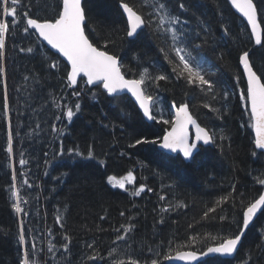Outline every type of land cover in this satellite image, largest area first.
<instances>
[{
  "label": "trees",
  "instance_id": "obj_1",
  "mask_svg": "<svg viewBox=\"0 0 264 264\" xmlns=\"http://www.w3.org/2000/svg\"><path fill=\"white\" fill-rule=\"evenodd\" d=\"M120 2L83 1L89 39L119 57L129 77L138 78L143 68L153 77L165 75L166 80L146 86L152 94L162 95L166 104H188L192 115L214 134V144L200 146L190 162L164 152L158 143L135 145L141 137L161 138L170 125L161 119L147 121L128 95L109 96L100 86L77 89L81 95L74 96L66 79L68 65L41 44L33 30L22 31L23 12L29 7L33 18H51L61 0H22L19 29H10L0 61L5 67L0 77V264H19L33 244L36 254L30 258L38 264H88L105 257L117 236L124 237L120 242L126 243L118 248L121 257L129 260L148 262L162 246L200 251L237 233L243 207L263 191L257 180L264 179V156L254 147L247 105L240 99L245 80L239 55L249 51L264 82V46L254 47L246 24L227 0H164L180 20L174 27L184 34L177 46L185 47V54L195 57L193 65L212 81L213 90L208 91L189 85L173 71L175 63L165 59L168 52L178 62L168 51L170 39L165 42L152 27H144L135 38L126 36ZM124 2L149 19L154 15L152 5L159 0ZM255 3L264 27V0ZM0 19L11 24L2 10ZM29 47L32 52L20 51ZM5 92L10 106L7 117ZM67 107L75 113L71 120L64 115ZM9 131L11 154L7 152ZM90 148L92 157L87 155ZM21 159L27 163L21 165ZM128 171L135 180L124 189L108 182L109 176L119 179ZM13 174L21 200L27 201L22 204L27 215L11 207ZM141 185L144 190L135 195ZM222 197L228 199L218 204ZM209 208L215 210L208 212ZM21 221L24 245L18 242ZM122 225L133 227L124 233ZM66 236L70 238L67 250L63 248ZM198 264H264V210L247 228L234 258L218 262L209 258Z\"/></svg>",
  "mask_w": 264,
  "mask_h": 264
},
{
  "label": "snow or ice",
  "instance_id": "obj_2",
  "mask_svg": "<svg viewBox=\"0 0 264 264\" xmlns=\"http://www.w3.org/2000/svg\"><path fill=\"white\" fill-rule=\"evenodd\" d=\"M11 6H9V0H0V10L5 17H11V24L7 19H0V61L4 59L6 39L11 28H18L22 18L18 14V9L22 5V0H10ZM230 4L235 8L247 21V26L251 30V38L256 45L264 46V27L262 22L258 19V9L254 0H230ZM120 7L123 13L126 15L127 31L126 36L129 38H135L139 35V32L144 27H152L153 30L159 35L165 38V42L168 39L171 40L169 46V52L174 53L176 61L169 58L168 52H165V59L169 60V63H175L173 71L177 72L179 76L186 78L189 85H196L200 88H207L208 91L213 90V83L210 79L206 78L199 66L193 65L195 57H191L189 52L187 55V49L183 46H177L178 43L182 44L183 33L178 32L174 27L180 23L177 16L173 15L168 4L164 0L152 5V12L149 19L145 18L142 12H138L129 3L121 0ZM181 9L185 8V5L181 3L179 5ZM31 7L23 12V28L22 31L27 34L30 30H33L38 38H42L51 45L52 48L57 49L59 53L67 59L70 70H67V83L69 86L78 84V76L86 77V83L88 85H102L103 89L109 94L113 95L120 90H127L135 98L139 108L143 112V116L149 120H156V116L153 115V107L155 106L156 98L146 92V85L151 81H163L167 77L165 75L151 76L148 68H143L139 72L138 78L127 79L125 73L122 71L120 61L116 55L109 54L106 50H101L97 47L85 34L86 27V12L82 6V0H61V4L58 5V11L55 12L54 17L51 18H33L30 15ZM153 22H155L153 26ZM32 48L27 49L20 48L21 52H32ZM161 51H164L162 48ZM239 64L243 67V72L247 80L246 92H242L240 99L246 103L249 109V119L251 121V127L255 132L254 144L257 149L264 150V82L260 75H257L253 70V65L250 62V53L243 51L239 55ZM57 65L52 64L55 68ZM5 75V67L0 63V77ZM74 96L79 97L80 92L74 91ZM225 99L228 93H224ZM175 108V114L171 120H163L164 124L170 125V130L165 129L162 138L157 137L156 140L149 141L144 137L135 139V145L147 144V143H159L164 149L171 150L172 152L182 153L185 161H191L194 159V150L197 149V144L203 141L205 144L213 142L214 134L210 133L204 127H201L199 123L193 118L189 112V107L186 103H181L178 107L173 103ZM205 108L209 105L205 104ZM76 110L80 109L79 102L75 105ZM3 111L5 117L8 116L10 111L9 99L5 92L3 99ZM215 111L219 112V109ZM72 107H67L64 115L71 120L74 116ZM59 119V117H57ZM189 125L195 128V139L189 140ZM53 131H57L55 125H53ZM221 136V139H224ZM69 153L73 152V149L68 150ZM7 152L11 154L13 152V136L11 131L7 137ZM80 155L79 151L76 152ZM88 157L93 156L91 148L87 153ZM21 165H25L27 161L21 159L19 161ZM108 182L114 186H118L121 189L125 188L126 183L131 184L135 180L132 171H128L126 176L117 180L114 176H109ZM16 177L13 174V183L11 185V195L13 197V203L11 207L17 214L27 215L19 191L16 186ZM257 182L264 185V179H258ZM27 183V181H25ZM144 190V186L141 185L139 189L134 193L139 195L140 191ZM164 199V197H161ZM228 197H222L218 204L223 203ZM214 208H209L208 212L214 211ZM259 210H264V192H260L258 197L250 200L242 211V226L239 227L238 232L235 234L225 235L218 239L215 246H210L206 251L199 253L200 256H206L209 254L220 255H232L238 248V245L242 239L245 229ZM208 212L204 215L207 216ZM124 215L123 212L120 213ZM221 220L225 217L221 216ZM57 223H60V217H57ZM124 233H128L132 230V225L121 226ZM124 239L123 236H117V240ZM193 242L195 237L190 238ZM212 239L216 240V237ZM65 243L63 248L68 249L69 237H65ZM18 242L20 245L26 243V233L21 221V226L18 234ZM92 247V245H88ZM49 252L53 251L50 245ZM36 245L33 244L32 252L25 251L24 255L20 258L19 264H38L35 259H31L30 256H35ZM197 253L193 251L177 252V258L181 260H195L197 259ZM170 255H165L163 259H171ZM89 259H93L90 257ZM122 264V262H117ZM131 264H138L134 259L131 260ZM150 264H159V260L152 259Z\"/></svg>",
  "mask_w": 264,
  "mask_h": 264
},
{
  "label": "water",
  "instance_id": "obj_3",
  "mask_svg": "<svg viewBox=\"0 0 264 264\" xmlns=\"http://www.w3.org/2000/svg\"><path fill=\"white\" fill-rule=\"evenodd\" d=\"M229 1V3H230V0H228ZM233 8V7H232ZM236 12H237V14H239L242 18H244L235 8H233ZM245 19V18H244ZM245 21H246V19H245ZM247 22V21H246ZM43 42H45V44L49 47V48H51L54 52H57L58 54H60L62 57H63V55L61 54V53H59V51L57 50V49H54V48H52L51 47V45H48L47 44V42L46 41H44L42 38H40ZM256 45V44H255ZM256 46H259V45H256ZM66 61H67V59L65 58V57H63ZM247 81V80H246ZM122 92H126V93H128L130 96H132L131 95V93H129V92H127V90H120L118 93H122ZM133 97V96H132ZM133 99H134V101H135V98L133 97ZM136 102V101H135ZM137 103V102H136ZM137 105H138V103H137ZM139 106V105H138ZM173 110H174V112H175V108H173ZM142 111V110H141ZM195 119V118H194ZM196 120V119H195ZM197 121V120H196ZM198 123V122H197ZM202 127V126H201ZM190 129L192 130V133H193V137H191V131H190ZM170 130V129H169ZM255 133V132H254ZM195 139V128L193 127V126H191V125H189V140L190 141H192V140H194ZM199 144H201V145H203V146H207V145H211L212 144V142H210V143H208V144H205L203 141H200V142H198V144H197V149H198V147H199ZM159 147L161 148V149H163L165 152H168V153H170V154H178V152H172L171 150H168V149H164V148H162L161 146H160V144H159ZM197 149L196 150H194V154H195V152L197 151ZM181 156H182V153H179ZM182 158H183V156H182ZM184 159V158H183ZM261 210H259L258 212H257V214L254 216V218H253V220L255 219V217L258 215V213L260 212ZM252 220V221H253ZM252 221L250 222V224L252 223ZM249 224V225H250ZM248 225V226H249ZM229 256H231V255H229ZM200 258H202V256H200L199 254L197 255V259H195V260H198V259H200ZM171 260H173V261H177V262H183L184 264H187V263H189L190 261H192V260H181V259H179V258H177V256H174Z\"/></svg>",
  "mask_w": 264,
  "mask_h": 264
},
{
  "label": "flooded vegetation",
  "instance_id": "obj_4",
  "mask_svg": "<svg viewBox=\"0 0 264 264\" xmlns=\"http://www.w3.org/2000/svg\"><path fill=\"white\" fill-rule=\"evenodd\" d=\"M115 249H110L109 250V253H108V255H107V260H108V258H110L111 256L110 255H112V254H114V253H112V254H110L111 252H113ZM122 258H127V257H125V256H123V257H121V256H119V255H116V256H114L113 257V259L112 258H110V260L112 261V262H119ZM84 264V263H83Z\"/></svg>",
  "mask_w": 264,
  "mask_h": 264
},
{
  "label": "rangeland",
  "instance_id": "obj_5",
  "mask_svg": "<svg viewBox=\"0 0 264 264\" xmlns=\"http://www.w3.org/2000/svg\"><path fill=\"white\" fill-rule=\"evenodd\" d=\"M162 105H163V104H161L160 107H162ZM118 180H119V179H118ZM118 247H119V246H118ZM114 251H117V252H114V254L110 255V256H112V257H110V258L113 259V257L116 256V255L122 256V253L119 252V248H115ZM108 253H109V252H108ZM108 253L105 255V258H107ZM110 258H108V261H107L108 264H109V263L114 264L115 262H112V261H111L112 259L110 260ZM134 259H135V258H134Z\"/></svg>",
  "mask_w": 264,
  "mask_h": 264
},
{
  "label": "bare ground",
  "instance_id": "obj_6",
  "mask_svg": "<svg viewBox=\"0 0 264 264\" xmlns=\"http://www.w3.org/2000/svg\"><path fill=\"white\" fill-rule=\"evenodd\" d=\"M19 29V28H18ZM18 39L20 38V37H17ZM241 68H242V70H243V67L241 66ZM206 249V247L204 248V249H202V250H200V251H204Z\"/></svg>",
  "mask_w": 264,
  "mask_h": 264
}]
</instances>
